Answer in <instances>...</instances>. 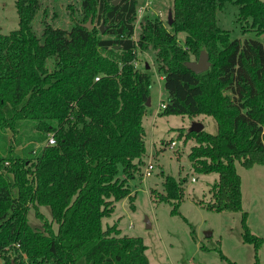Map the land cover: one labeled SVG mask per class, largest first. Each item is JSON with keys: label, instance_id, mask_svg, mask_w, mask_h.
Returning <instances> with one entry per match:
<instances>
[{"label": "trees", "instance_id": "trees-1", "mask_svg": "<svg viewBox=\"0 0 264 264\" xmlns=\"http://www.w3.org/2000/svg\"><path fill=\"white\" fill-rule=\"evenodd\" d=\"M140 1L81 0L70 28L42 20L40 35L44 0H15L19 26L0 33V264H150L141 236L103 226L117 201L135 199L129 181L145 163L153 71L150 61L136 66L142 51L164 78L161 114L215 117L216 133L187 132L195 140L188 157L194 172L218 173L207 207L242 211V240L260 264L263 238L247 224L236 164L264 165V41L246 36L264 37V0H173L172 22L147 12L134 40ZM231 5L243 37L219 22ZM202 50L211 65L196 73L186 62ZM164 178L155 199L180 214L188 178ZM32 207L41 228L29 223Z\"/></svg>", "mask_w": 264, "mask_h": 264}, {"label": "rangeland", "instance_id": "rangeland-1", "mask_svg": "<svg viewBox=\"0 0 264 264\" xmlns=\"http://www.w3.org/2000/svg\"><path fill=\"white\" fill-rule=\"evenodd\" d=\"M146 1L141 0L138 7L145 4ZM80 7L81 0H44L35 20L36 31L42 35L44 30L42 20L54 26L70 28L75 22V18L82 17ZM69 8L73 9L74 13H71ZM172 9L173 0H150L147 12L158 14L166 24ZM236 11L235 6H228L224 12L219 13V22L225 28L231 29L233 37H243L240 34L239 26L234 22ZM18 26L19 15L15 0H0V33H9ZM246 36L264 41L262 35L257 36L255 33H248ZM183 38L184 34L180 33V41ZM136 60L139 62L137 65L139 68L150 61L153 71L151 104L148 107V113H146L148 115L144 116V126L147 130V154L143 159L145 163L142 173L136 174L129 181L131 193L135 199L131 200L127 197L117 201L112 216L104 218L103 226L107 227L116 223L122 230V234L141 236L147 247L146 255L150 264H232L222 257L221 253L230 255V259L227 258L238 262V264H253V261L255 263L256 252H254V258L252 256L250 259L248 257L250 253L247 254L240 250L236 244L237 241L242 240V211H213L207 207L208 202L212 199L211 184L219 178L218 173L194 172L188 157L191 147L195 145L193 138L187 139L186 137L192 124L195 121H200L204 124L207 132L216 133L218 125L215 117L213 115H198L194 118L186 114H161L160 102L166 101L168 97L164 88V79H161V74L155 71L150 52H138ZM8 135L14 142L13 131L8 130ZM28 141L27 136L24 135L22 145ZM172 141L176 144L173 147L170 144ZM17 149L18 152H22L21 146ZM147 161L153 162L154 169L150 176L144 177ZM236 165L238 172L245 176L247 168L239 161ZM167 174L177 179L184 176L188 178L184 184L185 196L180 203V214L171 212V203L155 199V191L159 193L164 191V177ZM119 175L123 176L124 174L120 172ZM245 180H247V176H245ZM260 206L264 208V202ZM254 207L256 208L257 205ZM257 209L261 210L260 207ZM40 211L49 220L53 219L48 205H41ZM28 216L29 223L33 227L41 228L43 226L44 221L36 216L33 207L29 210ZM147 218L151 222L150 227L147 226ZM57 226V223H54L55 230ZM262 243L264 246V238ZM245 246L241 248L250 249L253 247L255 249L253 244ZM262 255L259 254L260 264L261 262L264 264V258H262L264 252ZM234 256L238 261L233 258Z\"/></svg>", "mask_w": 264, "mask_h": 264}, {"label": "crops", "instance_id": "crops-1", "mask_svg": "<svg viewBox=\"0 0 264 264\" xmlns=\"http://www.w3.org/2000/svg\"><path fill=\"white\" fill-rule=\"evenodd\" d=\"M161 79H164L163 76H161ZM240 175L242 176V207L243 210L247 213V224L249 227H251V230L255 234H259L264 238V208L260 206L261 203L264 202V165L256 164L254 166L247 167V170L245 172L247 180H245V176H243V174L240 173ZM255 205H257L256 208L254 207ZM259 207L261 210L257 209ZM256 210L258 211L256 212ZM236 244L240 250L244 251L247 254L250 253V256H248L250 259H252V256L254 258L255 249L253 247V249L241 248L246 247L245 245H249L250 243H244L243 240L240 239V241H237ZM263 252L264 246L259 249L258 255L260 254V256H263ZM227 257H229L230 259V255H227ZM233 258L238 261L237 257L234 256ZM253 264H255L254 261ZM261 264L263 263L261 262Z\"/></svg>", "mask_w": 264, "mask_h": 264}, {"label": "water", "instance_id": "water-1", "mask_svg": "<svg viewBox=\"0 0 264 264\" xmlns=\"http://www.w3.org/2000/svg\"><path fill=\"white\" fill-rule=\"evenodd\" d=\"M119 0H115V3H117ZM169 23L172 22L173 19V12L170 11L169 15ZM84 26L91 28L92 26V19L89 18L88 22L84 24ZM102 26V32L105 31L106 26L104 25V23L101 24ZM186 65L189 69H191L192 71L194 70L196 73H200L203 71H206L210 68L211 65V60L210 57L208 56L207 52L205 50H202L198 56V59H193L191 61L186 62ZM149 67V64L147 65ZM151 104V97L148 99L147 105L149 106ZM205 128L204 124L200 121H195L192 124V127L190 129V131L192 132H199L201 130H203ZM147 226L150 227L151 226V222L149 221V219L147 218Z\"/></svg>", "mask_w": 264, "mask_h": 264}, {"label": "built area", "instance_id": "built-area-1", "mask_svg": "<svg viewBox=\"0 0 264 264\" xmlns=\"http://www.w3.org/2000/svg\"><path fill=\"white\" fill-rule=\"evenodd\" d=\"M149 4H150V0H147L145 4H143L140 7H138L139 8L138 9V19H137V21H136V23L134 25L135 26V31H134L133 35L131 36V38L134 39V40L136 39V33L135 32H136L138 23H139L141 17L144 14L147 13ZM135 64H136V66L139 64L138 60H135ZM96 79H99V77L96 76ZM160 105H161L162 109L166 107V103L164 101H161L160 102ZM55 143H56V139H55L54 135L53 134H50L49 137H48V139H47V144H55ZM170 144H171V147H173L174 145H176L174 141H172ZM147 162L148 163L145 165V171L143 173V176L144 177L150 176L151 173H152V171H153V169H154L153 162L152 161H147Z\"/></svg>", "mask_w": 264, "mask_h": 264}]
</instances>
